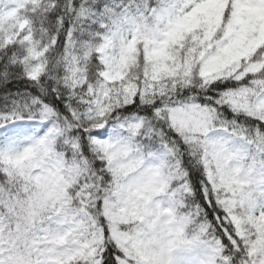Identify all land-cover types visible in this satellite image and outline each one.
Segmentation results:
<instances>
[{"label": "trees", "instance_id": "16d2710c", "mask_svg": "<svg viewBox=\"0 0 264 264\" xmlns=\"http://www.w3.org/2000/svg\"><path fill=\"white\" fill-rule=\"evenodd\" d=\"M175 1L53 0L38 9L17 0L10 17L0 0V127L56 122L61 136L52 143L66 162L57 183L39 186L31 161L42 145L24 157V171L4 164L0 144V264L64 263L48 237L61 218L73 217L79 225L64 246L95 243L83 264H175L196 247L217 251L215 264H263L264 253L254 250L264 219L252 225L246 217L264 208V110L251 109L264 94V46L221 75L206 78L203 70L242 11L264 8V0H211L206 21L168 33L160 16ZM22 21L24 34L6 44ZM128 22L134 39L117 45L123 80L107 83L98 50ZM39 61L45 70L30 79ZM104 128L128 143V165L92 144L109 136ZM217 134L248 146L240 175H219L208 143ZM164 153L163 209L153 205L148 215L143 206L124 207L115 189Z\"/></svg>", "mask_w": 264, "mask_h": 264}, {"label": "rangeland", "instance_id": "374dc122", "mask_svg": "<svg viewBox=\"0 0 264 264\" xmlns=\"http://www.w3.org/2000/svg\"><path fill=\"white\" fill-rule=\"evenodd\" d=\"M5 2L6 10L4 14L14 17L17 0H5ZM31 2L38 9L53 6V0H31ZM213 4L214 2L211 0H176L173 7L161 14L160 21L167 27L168 33L176 29L191 28L202 19L204 21L208 19L209 9L212 8ZM238 25V29L228 33L219 44L220 46L218 45L219 47L217 46L216 49H212L207 53L205 61L207 65L203 70L204 77L221 75L227 69L249 58L264 46V8L255 6L250 10H243L239 16ZM14 27L17 34L13 33L12 25L13 36L7 39L6 44L16 42L26 31L27 24L22 21ZM135 29L131 28L128 22L122 29L110 31L104 36L98 55L103 66L100 75L105 82L120 83L123 80L121 70L123 61L117 45L122 44L125 40L131 43L134 39ZM159 30L161 31V29ZM44 70V63L39 61L30 70L29 78L37 80ZM238 101H241V99ZM251 109L255 111L264 110V94L257 98ZM24 123L28 125L22 126ZM108 135L105 138H93L92 144L102 153H106L110 159H115L117 163L124 167L127 163L128 143L120 139L121 133L115 129H110ZM59 137L60 128L52 120L16 121L5 125L0 128V144L3 149L4 164L20 167L24 171L28 170V167L22 164V160L37 144H40L42 149L37 151V158L31 161L32 168L35 170L32 174V180L39 186H44L49 182L57 183L65 171L66 165L64 155L58 153L52 143V140ZM208 143L209 154L213 161L217 163L219 175L222 178L227 174H234L233 176L241 174L243 161L248 152L247 145L228 134H217L208 140ZM165 159L166 153L158 158H152V161L148 162V166L137 168L116 189V196L124 199V207L128 206L132 211L137 212L139 206H143L142 211L148 215L151 214L150 210L153 205L161 210L162 201L159 196L164 192L165 187L163 174ZM262 183H264V180H262ZM262 189L264 190V185H262ZM169 209L166 207L164 212L167 214L166 219L171 221ZM246 218L247 222L252 225L256 224L258 220L264 219V208L252 209ZM232 221L238 228L242 225V219L239 217H232ZM76 224H78L76 218H61L58 221L57 236H51L52 241L60 247L61 254L65 259L64 264H83L86 258H93L91 250L95 243L92 240L79 244L73 249L64 246V240L69 237ZM254 253H264V240L259 242ZM217 256L218 252L214 249L196 247L195 250L182 256L175 264H215Z\"/></svg>", "mask_w": 264, "mask_h": 264}, {"label": "bare ground", "instance_id": "6f19581e", "mask_svg": "<svg viewBox=\"0 0 264 264\" xmlns=\"http://www.w3.org/2000/svg\"><path fill=\"white\" fill-rule=\"evenodd\" d=\"M26 125H28V124L24 123L22 126H26ZM19 126H20V125H19Z\"/></svg>", "mask_w": 264, "mask_h": 264}]
</instances>
